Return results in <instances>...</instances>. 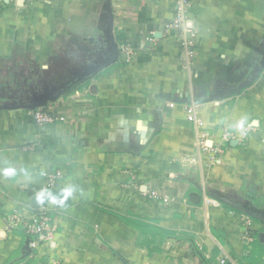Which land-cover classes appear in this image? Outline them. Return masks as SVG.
<instances>
[{"label":"crops","instance_id":"crops-1","mask_svg":"<svg viewBox=\"0 0 264 264\" xmlns=\"http://www.w3.org/2000/svg\"><path fill=\"white\" fill-rule=\"evenodd\" d=\"M174 16L175 0H0V264H264V223L236 209L264 214V0H190L192 58ZM111 36L135 55L91 77ZM19 72L39 101L64 92L41 107L53 123L22 108ZM53 170L54 194L77 189L62 206L33 192ZM33 209L55 223L49 247L10 222Z\"/></svg>","mask_w":264,"mask_h":264},{"label":"built area","instance_id":"built-area-1","mask_svg":"<svg viewBox=\"0 0 264 264\" xmlns=\"http://www.w3.org/2000/svg\"><path fill=\"white\" fill-rule=\"evenodd\" d=\"M23 2L30 3L33 0H22ZM190 0H175V16L171 23L166 25V32L170 30H174L180 33L182 37L183 46L185 49L186 56L188 58H192L193 51V38H194V28L191 25L189 19L187 18V10L189 8ZM149 42H156V38L149 37ZM119 54L124 57V62L129 63L132 61L135 52L132 47L127 44H122L118 47ZM169 106H173L172 103ZM186 119L190 123L194 124L196 128H202L201 121L197 117V105H189L185 109ZM32 119L37 126H45L51 124L55 121L48 112L44 111L42 108H38L32 111ZM222 137L224 138L225 143L230 142L231 140H235V136L231 134L228 130H224L222 132ZM245 138V134L242 139ZM207 134L205 132H199L197 134V144L200 150L203 153H212L211 158L214 161H221V154L223 153V146L218 145L215 148L209 147L206 144ZM223 148V149H222ZM218 153V157H215L214 154ZM42 178L44 179V183L41 187L34 190V195L40 189H48L52 190L57 187L59 180L61 178V172L59 170H53L50 172H43ZM147 199L151 202L158 204L159 202L167 203L166 198L161 195V193L157 190H151L147 193ZM207 202H212L217 205V201L215 200H207ZM10 222L13 226L20 225L24 233L32 237V240L29 242L28 247L33 250L37 249L40 246L49 247L51 243L54 241L55 237V223L52 218L47 214L46 211L42 209H33L31 212V217L29 219H20L17 216L10 217ZM245 219H247L245 217ZM224 261H221L223 264Z\"/></svg>","mask_w":264,"mask_h":264},{"label":"water","instance_id":"water-1","mask_svg":"<svg viewBox=\"0 0 264 264\" xmlns=\"http://www.w3.org/2000/svg\"><path fill=\"white\" fill-rule=\"evenodd\" d=\"M110 46H111V56L108 58V60H106L104 63H102L100 66H98L92 73V76L91 77H94L97 73H99L100 71H102L104 68L114 64L117 62L118 60V57H119V49H118V44L114 41V38L111 36V42H110ZM87 80L89 79H86L85 81H83L82 83L86 82ZM253 82V80H249L244 86H249L251 85ZM241 92V89L238 91V93ZM64 92H61L59 94H56L52 97H48L47 99L45 100H42V101H35L34 103L32 104H28V105H24L22 106V108H25V109H28L30 111H33L35 109H38V108H41L43 107L47 101H55L59 96L63 95ZM234 142L232 141L231 144H233ZM220 201L221 203H224L222 200H218ZM237 210L243 212L245 215L255 219V220H258L262 223H264V214H260V213H257V212H253L251 210H248V209H244V208H236ZM29 251V249H28Z\"/></svg>","mask_w":264,"mask_h":264},{"label":"clouds","instance_id":"clouds-1","mask_svg":"<svg viewBox=\"0 0 264 264\" xmlns=\"http://www.w3.org/2000/svg\"><path fill=\"white\" fill-rule=\"evenodd\" d=\"M245 124V119H241L236 127L238 129H242ZM2 175L6 177H12L16 175V169L13 167H6L2 169ZM27 175V173H25ZM77 189L75 186L69 184L65 187H63L59 193H53L51 190L48 189H40L35 194V199L39 204H44L45 202H48L52 205H59L62 206L66 202V200L73 196L74 192H76Z\"/></svg>","mask_w":264,"mask_h":264},{"label":"rangeland","instance_id":"rangeland-1","mask_svg":"<svg viewBox=\"0 0 264 264\" xmlns=\"http://www.w3.org/2000/svg\"><path fill=\"white\" fill-rule=\"evenodd\" d=\"M20 75H22V74H20V72L19 73H17L16 74V78H14V82H15V84L17 85V87L19 88H21L20 89V92L22 93V94H20L18 97H20L19 99L20 100H24V101H26L28 104H32V103H34L35 101H39V100H37V99H40V98H42V96L40 95V94H36V92H38V91H36V89H32V87H30V84H31V82L28 80V83H27V86H26V88H24V87H22V86H20V84H18V77L20 78ZM24 76H26V75H24ZM24 76H23V78H22V80L24 81ZM22 77V76H21ZM34 81H32V83H33ZM33 86V85H32Z\"/></svg>","mask_w":264,"mask_h":264}]
</instances>
